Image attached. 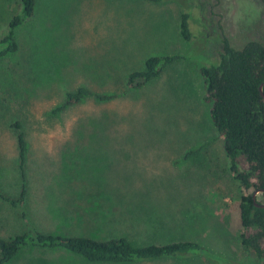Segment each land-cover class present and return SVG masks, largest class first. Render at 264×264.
<instances>
[{
	"label": "rangeland",
	"instance_id": "1",
	"mask_svg": "<svg viewBox=\"0 0 264 264\" xmlns=\"http://www.w3.org/2000/svg\"><path fill=\"white\" fill-rule=\"evenodd\" d=\"M18 1L4 0L0 38ZM17 39L19 50L0 60V186L19 190L11 123L21 120L30 188L22 206L0 198V236L34 227L144 244L193 240L202 249L96 263L65 248L27 247L9 264L260 263L241 243L242 192L200 69L220 62L226 41L264 43V0H38ZM150 56L169 59L152 81L128 88L129 73ZM81 85L118 95L54 114Z\"/></svg>",
	"mask_w": 264,
	"mask_h": 264
},
{
	"label": "trees",
	"instance_id": "2",
	"mask_svg": "<svg viewBox=\"0 0 264 264\" xmlns=\"http://www.w3.org/2000/svg\"><path fill=\"white\" fill-rule=\"evenodd\" d=\"M18 5L20 10L10 17L6 31L0 38V60L19 50L17 31L36 14L38 0H19ZM0 9H4V0H0ZM5 19L1 13L0 21ZM188 19L189 15L184 13L181 29L183 35L190 38ZM168 59L148 57L142 69L129 73L127 87L139 89L152 81L162 72L163 63ZM200 70L207 85L206 99L213 102L211 120L224 136V148L231 160L230 168L238 179L242 192L241 243L246 251L257 257L259 264H264V207L255 206L253 200L254 191L264 188V96L260 91V85L264 82V43L253 40L237 49L226 41L220 62L202 66ZM117 95L97 92L81 85L75 90L67 91L63 102L52 112L58 115L88 98L109 101ZM11 128L16 135L20 185L15 195L0 186V198L13 206H22L30 188L27 178L30 142L21 120L11 123ZM260 193L264 195V192ZM27 247L65 248L96 263H132L202 249L200 243L193 240L144 244L134 242L127 235L100 238L46 232L32 227L15 236H0V264L14 261Z\"/></svg>",
	"mask_w": 264,
	"mask_h": 264
},
{
	"label": "water",
	"instance_id": "3",
	"mask_svg": "<svg viewBox=\"0 0 264 264\" xmlns=\"http://www.w3.org/2000/svg\"><path fill=\"white\" fill-rule=\"evenodd\" d=\"M263 87H264V82L261 83V85H260L261 94L264 96ZM260 192H264V188H260V189H257L254 191V193H253L254 204H255V206H258V207H264V202H261L257 199V194Z\"/></svg>",
	"mask_w": 264,
	"mask_h": 264
}]
</instances>
